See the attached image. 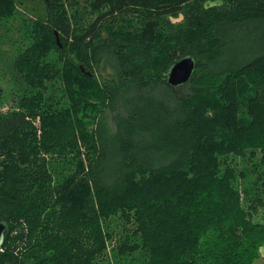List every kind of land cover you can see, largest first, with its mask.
Segmentation results:
<instances>
[{"label": "trees", "instance_id": "1", "mask_svg": "<svg viewBox=\"0 0 264 264\" xmlns=\"http://www.w3.org/2000/svg\"><path fill=\"white\" fill-rule=\"evenodd\" d=\"M42 1L35 41L15 61L35 92L0 115V264H97L113 239L117 264H255L264 0H87L90 22L71 21L63 2L75 0ZM15 8L0 0V19ZM183 56L196 64L178 95L165 75ZM101 63L112 85L95 78ZM56 79L67 108L44 95ZM104 109L113 135L80 117ZM81 148L86 165L53 179L46 158Z\"/></svg>", "mask_w": 264, "mask_h": 264}, {"label": "rangeland", "instance_id": "2", "mask_svg": "<svg viewBox=\"0 0 264 264\" xmlns=\"http://www.w3.org/2000/svg\"><path fill=\"white\" fill-rule=\"evenodd\" d=\"M75 1L77 4L72 7L69 6L68 2H63L71 21L78 20L80 14L84 22H90L93 17L86 13L88 12V1ZM15 4L16 8L13 15L10 18L0 19V115L2 116H6L19 109L23 110L21 105L24 98L29 97L28 94L31 92H35V90H31L28 87V83L23 76L24 74L16 69L15 61L17 57L35 41V23L42 18L43 1L15 0ZM206 4L211 5L212 3L208 2ZM75 12L78 13L75 14ZM73 15H75L74 19L72 18ZM170 20L172 23H179L182 21V17L178 16L177 18H170ZM103 35L106 36L107 33ZM258 42H262V40H258L257 43ZM47 60L51 63H55L58 67L61 66L58 61V55L55 52H50L47 55ZM93 73L101 84L112 85L117 80L115 72L103 63L96 66ZM173 90L180 95L179 93H182L184 88L178 86ZM44 95L46 98H51L54 102L58 103V105H54V108H57V106L67 108L69 106L68 100L64 98L63 85L59 79L51 81V83L48 84V88ZM80 117L86 123L89 131L94 128L95 123L98 121L102 132L107 135H113L115 133L112 113L109 109H104L95 119L91 112L80 114ZM32 121L36 123L35 127L40 135L41 132L38 119ZM82 150L83 148L76 153V157L74 155H67L65 158H58L55 155H49L46 159L48 160V165L52 168L53 179L62 178L74 171L78 161L80 163V161L83 160V162L81 161V165L85 166V158L81 155ZM244 166L246 165L240 162V167L242 168ZM1 171L0 168V175L2 174ZM110 243L111 244H109L106 249V260L99 261L97 264H117L112 255V246L115 244V239L110 241ZM118 264L131 263L126 260H121ZM255 264H264L263 248L260 250L259 259Z\"/></svg>", "mask_w": 264, "mask_h": 264}, {"label": "water", "instance_id": "3", "mask_svg": "<svg viewBox=\"0 0 264 264\" xmlns=\"http://www.w3.org/2000/svg\"><path fill=\"white\" fill-rule=\"evenodd\" d=\"M195 59L191 56H183L172 64L165 75V82L171 88L187 84L195 69ZM7 230V223L0 220V248L4 241V233Z\"/></svg>", "mask_w": 264, "mask_h": 264}]
</instances>
